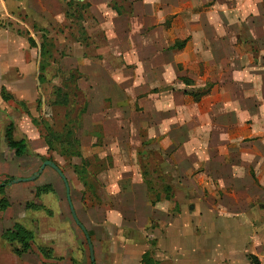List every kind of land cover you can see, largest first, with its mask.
<instances>
[{"label": "rangeland", "instance_id": "obj_1", "mask_svg": "<svg viewBox=\"0 0 264 264\" xmlns=\"http://www.w3.org/2000/svg\"><path fill=\"white\" fill-rule=\"evenodd\" d=\"M20 1L3 0L2 4L11 18L7 17L9 19L6 18L2 22L8 25L12 33L27 40L32 39L34 44H29L30 49L36 51L38 48L39 62L40 54L44 53L45 68L44 79L36 80V92H33L29 100L21 101L4 90L0 92V186L7 184L0 190V264H91L88 244L71 217L66 190L58 174L50 167H45L34 181L13 183L32 177L44 162L53 163L66 179L70 203L92 246L94 264H118L120 258L116 250L120 243L115 232L108 233V226L104 225L106 214L113 210L114 204H145L142 192L138 193L139 190H135L133 202L129 203L132 197L117 198L111 190L104 189L108 184V175L106 174L107 179H104L97 173L108 168L113 169L123 163V160H117L116 163L112 160L99 162L95 158L96 155L90 156L87 149L84 148L80 152L81 145L78 141L79 146L74 144L75 135L79 137L81 143H85L82 131L75 130V126L78 119L80 121L82 119L84 101L94 100V97H90L89 91L93 89L95 82L80 80L77 85L78 72L76 75L72 72L81 66L83 75L90 74L89 59L94 61L99 56H107L105 37L100 32L98 22L90 17L88 6H84L88 4L87 0L82 2L29 0L33 10ZM214 3L219 4L217 7L220 9L218 11L220 22L215 25L217 28L213 23L214 20L218 21V17H215L217 11L213 12L214 17L211 13ZM179 4L185 5V2L181 1ZM40 6L49 14L40 11L39 14L44 15L38 16L34 10ZM123 7L124 10L129 9L127 5ZM196 12L205 14L207 39L211 42H220L215 50L212 48L209 50L210 54L213 50L218 59L211 61L210 64L208 62L179 65L177 73L179 76H191L196 80L197 77L200 78L199 87L202 95L197 97L199 94L195 93V101L207 97L215 86L218 87V91L223 89L231 93L230 102L235 105L237 111L236 127L233 132L238 138L237 149L241 150L243 146L247 148L248 145L245 143L264 138L262 133L264 129L261 130L264 127V59L261 58L262 50L254 46L255 40L251 38L253 33L262 36L264 0H215L198 8ZM209 22L213 23V28ZM250 29L252 35L249 33ZM196 34L195 32L194 36ZM139 39L138 34H132L134 43ZM190 39L191 37L188 38ZM193 40L196 41L194 38ZM223 42L246 43L248 49L238 50L234 61L228 62L226 56H230L232 50H227ZM226 52H229V55ZM79 60H82L81 65H76ZM114 67L120 69L122 66ZM93 68L91 66L90 71L94 72ZM144 68L141 72L147 73L148 67ZM144 82L148 80L142 81ZM177 82L176 80L175 90L176 86L177 88L182 86ZM196 89L193 87L186 90L190 92ZM182 91H178L177 97ZM191 100V97L184 98L182 105H191ZM54 102L58 104H53ZM93 110L96 111L97 108L94 106ZM122 115L123 121H131L126 112ZM136 115L139 122L147 120L144 112L140 110L136 111ZM221 115L223 114H220V117ZM212 116L205 114V119L213 118L217 121L220 118L219 115ZM137 124L141 126L140 123ZM9 125L13 127V140H24L26 143L27 153L21 158H16L6 145L4 135ZM140 131H145L146 135L148 133V130L143 128ZM66 132L71 133L65 136ZM123 132L124 130L120 134V139L126 138V130ZM217 133L218 130H211L209 127L199 131L196 127L181 131L174 125L171 134L174 138L182 136L180 140L182 143H174L171 159L162 160L165 168L154 156L145 154L149 149L137 148L136 153L142 151V155L139 158L134 155L136 164L134 159L131 165L137 169L139 165L142 172L143 169L147 171L144 180L151 188V199L157 194L159 199L166 197L169 201L167 204H160L163 208L156 209V215L162 218L171 216L172 219L180 216L189 218L190 215L195 218L197 204L202 203L203 197L208 199L206 201L209 203L212 202V190L201 192L202 185L198 177L206 167L203 162L200 165L199 158L204 156L207 149L211 151L217 147L206 144V138L211 140ZM47 135L49 148L44 142ZM186 136L190 137L189 145H185ZM131 138L132 144L129 146L135 150L139 141L136 143L137 140L132 136ZM256 146L259 147V144ZM125 149L126 145L119 143L120 153H117L116 159L124 157L122 152ZM68 151H73L80 157L69 156ZM176 156L179 157L175 160ZM206 171L211 179V170L206 168ZM166 186H169L170 190L167 189V193L162 194ZM253 192L256 193V190ZM258 198L254 197V204L261 203ZM97 201L103 205L94 207L93 204H98ZM158 220H150L142 233L135 237L148 248H152L165 233L167 225ZM194 228L197 229L195 221ZM20 231L23 233V239L16 240L15 237L10 239V236L6 239V234L11 232L19 234ZM129 232V229L124 230V233L128 234L127 237L132 236ZM155 236L159 237L157 241L154 239ZM133 243L136 244L138 241ZM24 248H27V251H24ZM131 259L130 264H136L133 258Z\"/></svg>", "mask_w": 264, "mask_h": 264}, {"label": "crops", "instance_id": "obj_2", "mask_svg": "<svg viewBox=\"0 0 264 264\" xmlns=\"http://www.w3.org/2000/svg\"><path fill=\"white\" fill-rule=\"evenodd\" d=\"M181 1L185 5L179 4ZM190 1H86L88 4L84 6H88L90 17L98 22L100 32L105 37L107 56H99L94 59L95 62L89 59L88 66L94 67V72L88 67L90 74L83 75L81 66L78 68L80 72L78 69L72 72L75 75L78 72L77 85L80 80L95 82L93 89L89 91L94 100L84 101V112L78 128L82 131L85 143H81L77 135L75 138L81 145L80 152L87 149L90 156L96 155L99 162L112 160L116 163L117 160H123V163L113 169L97 173L104 179L108 177V184L104 189L111 190L117 198L132 197L129 203L133 202L135 190L142 192L145 204H114L113 210L106 214L104 225L108 226V233L115 232L120 243L116 250L120 258L118 264H130L131 258L136 264H142V257L146 253L150 264H252V259L258 264H264V138L245 143L247 148L243 146L241 150L237 149L238 138L233 135L237 111L230 102L231 93L223 89L218 91L215 86L207 97L195 101L189 94L198 93L197 97L202 95L200 78L197 77L196 80L177 73L179 65L210 64L218 59L213 50L220 42L207 39L205 14L196 12L198 8L215 0ZM20 2L33 10L29 0ZM2 3L3 0H0V92L4 90L21 101L29 100L33 92H36L39 51L38 48L36 51L30 49L27 39L12 33L8 25L3 24L2 20L10 16ZM114 5L121 14L113 9ZM123 5L129 6L127 13L122 11ZM218 5L214 3L212 7L213 17L215 11V17H218ZM40 11L46 14L41 6L34 10L38 16L44 15L39 14ZM219 22V17L218 21H213L215 28ZM213 23H210L212 28ZM261 29L264 36V16ZM195 32L197 34L194 36ZM134 33L139 35L141 41H132ZM249 33L252 35L251 29ZM262 36L253 33L251 38L255 40L254 46L262 50L261 58L264 59V37L263 41L260 39ZM183 41H186L184 47L173 48L175 43ZM223 45L227 46V50H232V54L226 56L228 62L234 61L238 50L248 49V45L242 42H223ZM211 48L213 50L210 54ZM226 53L229 55V52ZM81 63L82 60H79L76 65ZM114 66L122 67L116 69ZM144 66L148 67L147 73L141 72L145 69ZM144 80L148 82L142 83ZM176 80L182 86H176L175 90ZM193 87L197 89L190 92L186 90ZM178 91H182L179 97ZM188 97L192 99L191 105H182L184 98ZM94 106L96 111L93 110ZM135 110L144 112L147 120L139 122ZM198 111L201 113H196ZM124 112L131 121L122 120ZM205 114L213 115L212 117L223 115L216 121L213 118L205 119ZM174 125L181 131L194 127L198 131L205 127L219 131L211 140L206 138L207 145L217 147L211 151L207 149L204 156L199 158L200 165L203 162L204 167L211 170V179L205 168L198 180L202 185L201 192L212 190V202L209 203L203 197L202 203L197 204L195 218L192 215L189 218L176 216L174 219L171 216L162 218L156 215V209L163 208L160 204H167L169 201L166 197H160L159 202L152 205L140 166L137 169L131 165L134 159L136 164L134 155H137V148L141 147L159 153L165 161L170 160L173 144L182 143V136L174 138L171 134ZM141 128L148 130L147 135L145 131H140ZM263 129L264 127L261 128ZM123 130H126V138L120 139ZM131 136L137 140L136 143L139 141L135 150L129 146L132 144ZM185 138V145H189L190 137ZM119 143L125 144L126 149L122 152L124 157L116 159L117 153H120ZM258 144L259 147L256 146ZM254 189L256 193L253 192ZM255 196L259 197L260 204H254ZM97 202L98 204H93L94 207L103 205ZM152 219H159L167 226L162 238L155 236L156 241L159 238L157 243L148 248L135 237L142 233ZM126 229L130 230L131 237L124 233ZM136 240L138 243L134 244Z\"/></svg>", "mask_w": 264, "mask_h": 264}, {"label": "trees", "instance_id": "obj_3", "mask_svg": "<svg viewBox=\"0 0 264 264\" xmlns=\"http://www.w3.org/2000/svg\"><path fill=\"white\" fill-rule=\"evenodd\" d=\"M113 9L118 13V14H121V12L118 10V8L116 7V5H114L113 6ZM123 9V8H122ZM123 12H125V13H127V11H129V9L128 10H122ZM28 43L30 44V45H32V44H34L33 42H32V39H28ZM185 43H186V41H183V42H179V43H175V45L173 46V48H177V49H181L182 47H184V45H185ZM42 48H44V46H42L41 47V49ZM44 49H42V51H43ZM40 56H41V61L38 63V73H39V77H38V81L40 80V81H43V79H44V68H45V59H44V53H41L40 54ZM189 95H191L192 97H195V95L194 94H189ZM65 97V96H64ZM63 101V100H62ZM55 103H57V102H54L53 104H55ZM58 104V103H57ZM59 104H61V102H59ZM80 119H78V124L75 126V130L76 129H78L79 128V126H80ZM12 130H13V127H12V125H9L8 126V128L6 129V131H5V135H4V139H5V142H6V145H7V147H8V149L9 150H11L13 153H14V156L16 157V158H21L22 156H24L26 153H27V147H26V143H25V141L24 140H20V141H15V140H13V137H12ZM69 133H71V132H69ZM69 133H67L66 132V134H65V136H69L70 134ZM64 136V135H63ZM71 137V136H70ZM78 140L75 138V140H74V144H76V145H78L79 146V141L77 142ZM44 142H45V144H46V146L49 148V135H47L46 137H44ZM60 142V141H59ZM69 156H72V157H80V155H77V154H75L73 151L71 152V151H68V153H67ZM145 154L146 155H148V156H154L157 160H158V162L160 163V164H162V166L164 165L163 164V162H162V157L160 156V154L159 153H157V152H154V151H146L145 152ZM137 155H138V157L140 156V155H142V151H139L138 153H137ZM162 166H160V167H162ZM164 167V166H163ZM140 168H142V167H140ZM165 168V167H164ZM159 169V168H158ZM161 169V168H160ZM162 170V169H161ZM142 171V170H141ZM146 170L145 169H143V172H142V175L145 177L146 175ZM154 174H156V173H154ZM159 176V175H158ZM146 182V181H145ZM146 185L148 186V190H149V192H150V202H151V204L152 205H154L155 203H157V202H159V198L157 197V194H155V195H153L152 196V199H151V188H150V186H149V183L148 182H146ZM7 186V184H3V185H1L0 186V190L2 189L3 190V188L4 187H6ZM169 186H166V187H164L163 188V192H164V194H166L167 193V191L168 190H170L169 188H168ZM168 189V190H167ZM152 192H154V191H152ZM165 199H167V198H165ZM6 236V239H8V237L10 236V239H12V237H15L16 238V240H20V239H23V233L20 231V233L18 234V232H16L15 234L13 233V232H11L10 234H6L5 235ZM25 239V238H24ZM24 251H27V248H24ZM150 259H149V255H148V253H146L143 257H142V264H150ZM252 261V264H258L254 259H252L251 260Z\"/></svg>", "mask_w": 264, "mask_h": 264}, {"label": "water", "instance_id": "obj_4", "mask_svg": "<svg viewBox=\"0 0 264 264\" xmlns=\"http://www.w3.org/2000/svg\"><path fill=\"white\" fill-rule=\"evenodd\" d=\"M78 1H82V0H78ZM45 167H50L51 169H53L57 174L58 176L61 178L63 184H64V187H65V190H66V200H67V203H68V207H69V211H70V214H71V217L73 219V221L75 222V224L80 228V230L83 232L86 240H87V244H88V249H89V255H90V262L91 264H94V258H93V250H92V246L90 244V241L88 239V236L84 230V228L80 225V223L78 222L77 218H76V215H75V212L73 210V207L70 203V199H69V188H68V184L66 182V179L64 178V176L61 174L60 170L53 164V163H50V162H44L42 164V166L40 167L39 171L37 173H35L32 177L28 178V179H25V180H21V181H14L13 183H23V182H30V181H34L39 175L40 173L42 172V170L45 168Z\"/></svg>", "mask_w": 264, "mask_h": 264}]
</instances>
